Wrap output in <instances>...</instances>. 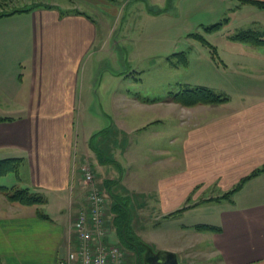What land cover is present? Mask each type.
I'll use <instances>...</instances> for the list:
<instances>
[{
    "label": "crops",
    "instance_id": "1",
    "mask_svg": "<svg viewBox=\"0 0 264 264\" xmlns=\"http://www.w3.org/2000/svg\"><path fill=\"white\" fill-rule=\"evenodd\" d=\"M79 3L33 1L23 11L0 17V158L21 160L20 180L9 173L0 177L6 182L0 184L28 187L46 198L43 205L27 206L9 202L0 193V264H58L60 260L74 264L70 259L76 257L78 247L75 222L87 194L86 166L92 168L107 198V244L113 237L120 244L117 228L109 220L108 198L111 209L115 199L129 197L130 205L140 209L150 205L157 213L152 225H147L152 234L160 231L162 226L157 224L162 219L198 214V220L174 230L170 244L143 241L154 252H174L178 264H264L262 47L229 44V60L213 45L216 54L211 49L201 54L196 66H192L193 55H186L184 66L199 69L195 83L187 86H206L226 95L228 100L222 104L183 106L127 90L116 93L113 100L127 107L136 103L138 115L147 111L155 118L147 122L112 118L108 126L86 131L76 123L77 114L86 106L91 108L93 88L90 77L82 75L83 66L101 46L99 24L87 10L99 20L106 12L99 10L100 0ZM240 3L237 0V10L250 5L264 11ZM230 72L238 82L228 76ZM253 76L263 80L256 88L248 87ZM175 115L181 122L178 129L175 124L167 127L166 147L155 144L163 138L165 119ZM147 128L154 144L152 157H129V139ZM80 131L81 147L76 143ZM139 164L148 172L152 167L150 175L140 174L137 167L127 172L128 166ZM115 171L117 175L108 174ZM256 171L260 172L248 178ZM38 209L49 218H40ZM131 225L135 232L132 216ZM203 225L206 228H197Z\"/></svg>",
    "mask_w": 264,
    "mask_h": 264
},
{
    "label": "rangeland",
    "instance_id": "2",
    "mask_svg": "<svg viewBox=\"0 0 264 264\" xmlns=\"http://www.w3.org/2000/svg\"><path fill=\"white\" fill-rule=\"evenodd\" d=\"M31 1L43 0H0V13L24 10V6L34 5ZM44 1L53 2L55 0ZM57 1L60 5L66 6H79L80 4L79 0ZM100 1L99 10L106 12L103 20H99L94 11L87 10L88 13L93 14L92 16L99 24L97 42L101 41V46L83 66L82 75L90 77L89 82L93 88L90 95L91 108L88 109L86 106L81 110L76 116V123L81 129V125H83L86 131H90L91 128L108 126L112 122V118L119 122L126 121V119L147 122L148 119L155 118L147 111L138 115L136 103L127 107L121 104L118 99L114 101L116 93H125L128 90L139 92L145 97L153 99L160 97V99L166 100L169 99L170 94L189 85V82L192 81L191 84H194V79L198 76L195 71L199 69L179 64L180 58L177 53L184 51L185 55L191 54L193 55L191 56L192 61L195 59L193 63L191 61L192 66L194 63L195 66L199 64L202 59L200 55L208 54L207 51H210L211 47L204 46L205 43L195 34L203 36L209 43L207 45L212 43L217 47L218 52L229 60L232 54L228 52L230 50L228 45L232 43L238 45L242 42L233 41L228 38V34L234 35V33L253 29L264 35V11L250 5H240L241 10H237V0ZM239 1L247 3V0ZM232 10L236 11L232 12ZM225 20L227 21L217 32L209 33L203 28ZM261 25H263V29L260 28ZM261 52L264 53V47L261 48ZM259 60L262 62L261 59H254V61ZM228 76H234L235 81L238 82L234 73L230 72ZM253 77H249L248 87L256 88L262 84L263 80L256 76ZM82 87L83 84L81 89ZM126 110L128 111L126 112ZM180 122L177 115L167 117L162 126L166 129L163 138L156 141L155 144H166L167 127L175 124L177 125L174 126L175 129H178ZM79 134L76 143L81 147L83 132L80 131ZM107 134L111 133L107 132ZM164 138L166 140H163ZM129 145H131L128 147L129 157L138 158L139 156V160H147L152 157L149 153L154 144L149 128L146 131L143 129L142 132L134 133L129 139ZM163 146L166 147V145ZM122 160L125 161V159ZM136 167L143 175L148 176L152 171V167L148 172V170L145 171L144 164H139L128 166L127 172L135 171ZM108 174L117 175L116 171ZM4 181L1 180L0 183H6ZM108 199L109 220L113 222L114 215L110 209L111 200ZM127 207L130 212L127 211L128 216H132L134 227L139 230L138 233L137 230L135 232L141 236L143 241L149 243L152 241L157 246L168 244V242L170 244L174 230L181 229L184 222L190 224V222H194L192 220L196 221L199 218L198 214H195L196 217L193 212H189L180 219H162L157 224L162 226L159 228L160 231L155 230L152 234V228L147 225H152L157 213L152 211L151 206L145 205L142 209L137 205ZM140 228L142 229L140 230ZM113 231L111 227V233ZM110 242L115 245L117 240L113 237V241L110 240ZM197 242L195 241V244ZM118 245L125 253V264H140L131 250H126L121 243ZM195 259L198 260L197 257ZM141 263L146 264L143 258ZM195 264H198V261Z\"/></svg>",
    "mask_w": 264,
    "mask_h": 264
},
{
    "label": "trees",
    "instance_id": "3",
    "mask_svg": "<svg viewBox=\"0 0 264 264\" xmlns=\"http://www.w3.org/2000/svg\"><path fill=\"white\" fill-rule=\"evenodd\" d=\"M246 1V0H245ZM247 3L253 4L259 8H264V1L260 0H247ZM23 10H15L13 12L8 13H0V17L10 14L16 13ZM225 21H220L215 24L204 26V30L206 32L212 33L217 32L222 28ZM195 36L201 38V41L205 43L206 46H209L213 56L216 54V49L213 45L209 44L205 38L199 34H195ZM232 40L247 43L256 47H264V35H261L256 30L249 29L244 30L238 33H234V35L229 36ZM179 64L185 65L187 61V56L184 51L181 53H177ZM169 100H173L177 103L182 104L183 106H196L199 104H210L217 105L222 104L228 100L226 95L217 93L211 88L206 86H184L180 90L175 93L170 94ZM2 120V118H0ZM21 160L19 158H0V177L7 175L9 173H13L16 175L17 179L20 180L19 168H20ZM260 171H256L253 173L254 176L258 174ZM247 178V179H248ZM244 179L239 186L245 181ZM238 188V187H237ZM237 188L233 189L231 192L227 193V195L234 192ZM0 193L3 194L9 202L19 203L22 205L32 206V205H43L46 203V198L38 192L32 191L28 187H22L18 184L12 186H5L0 184ZM115 198V197H114ZM131 199L129 197H121L120 199H115L114 205L111 207V212L113 213V222L117 228V233L120 239V243L125 247L126 250H131L135 255L137 261L141 263V259L148 264V256L151 253H154L153 249L143 242V240L138 237L134 228L131 225V215L128 216V207L130 205ZM128 211V212H127ZM116 213V214H114ZM130 213V212H129ZM37 214L42 219H48L47 214L43 213L41 210H37ZM197 228H206V226H198Z\"/></svg>",
    "mask_w": 264,
    "mask_h": 264
},
{
    "label": "built area",
    "instance_id": "4",
    "mask_svg": "<svg viewBox=\"0 0 264 264\" xmlns=\"http://www.w3.org/2000/svg\"><path fill=\"white\" fill-rule=\"evenodd\" d=\"M83 182L87 187L84 209L75 222L78 237L74 264H125V253L120 245L107 244L105 237L110 226L107 220V198L96 184L92 168H83ZM60 260L58 264H67Z\"/></svg>",
    "mask_w": 264,
    "mask_h": 264
},
{
    "label": "water",
    "instance_id": "5",
    "mask_svg": "<svg viewBox=\"0 0 264 264\" xmlns=\"http://www.w3.org/2000/svg\"><path fill=\"white\" fill-rule=\"evenodd\" d=\"M156 261L160 264H178L177 256L172 251H159L156 254Z\"/></svg>",
    "mask_w": 264,
    "mask_h": 264
},
{
    "label": "flooded vegetation",
    "instance_id": "6",
    "mask_svg": "<svg viewBox=\"0 0 264 264\" xmlns=\"http://www.w3.org/2000/svg\"><path fill=\"white\" fill-rule=\"evenodd\" d=\"M156 254L157 253H151L149 256H148V264H160L159 262L156 261Z\"/></svg>",
    "mask_w": 264,
    "mask_h": 264
}]
</instances>
